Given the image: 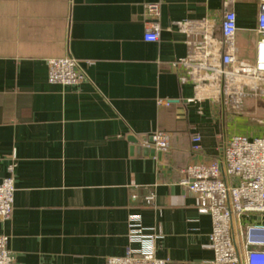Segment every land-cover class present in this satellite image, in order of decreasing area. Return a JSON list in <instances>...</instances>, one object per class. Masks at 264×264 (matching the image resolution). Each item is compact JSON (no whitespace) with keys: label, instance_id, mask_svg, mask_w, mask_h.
<instances>
[{"label":"crops","instance_id":"obj_1","mask_svg":"<svg viewBox=\"0 0 264 264\" xmlns=\"http://www.w3.org/2000/svg\"><path fill=\"white\" fill-rule=\"evenodd\" d=\"M225 2L0 0V179L13 164L15 185L0 234L18 264H105L126 253L132 215L159 234L157 258L212 264L211 219L181 170L219 157L234 134L264 136V85L234 84L230 101L242 109L231 111L213 72L226 9L236 14L238 60L254 56L259 0ZM148 3L160 5L154 42L144 39ZM66 55L83 80L49 82L47 60ZM159 131L168 152L145 147Z\"/></svg>","mask_w":264,"mask_h":264},{"label":"built area","instance_id":"obj_2","mask_svg":"<svg viewBox=\"0 0 264 264\" xmlns=\"http://www.w3.org/2000/svg\"><path fill=\"white\" fill-rule=\"evenodd\" d=\"M231 1L226 0L225 5ZM146 15L149 20L144 39L157 41L159 3H148ZM236 30V14L226 9L221 22L226 49L221 56L222 66L213 72L224 78L223 93L231 111L242 109L241 103L230 101L234 84H242L254 93L264 85V0L258 2L257 39L252 59L238 60ZM47 64L51 83L74 85L84 78L78 60L71 55L50 58ZM178 64L194 70H212L206 62L194 63L190 59L179 60ZM191 140L193 150L199 151L201 136L194 133ZM145 147L168 152L169 138L164 132H156ZM8 171L9 175L0 179V221L10 219L13 212V164ZM179 183L194 194L197 212L210 216L207 247L214 254L212 264H264V136L232 135L222 143L219 157L187 164L181 170ZM150 200L151 196L147 201ZM158 237L159 234L144 230L138 216H130L126 253L108 257L105 264H168V260L155 256ZM8 241V235L0 234V264H18L8 249Z\"/></svg>","mask_w":264,"mask_h":264}]
</instances>
